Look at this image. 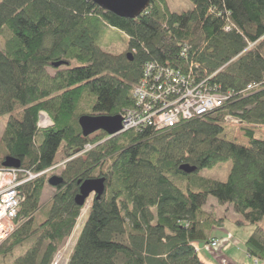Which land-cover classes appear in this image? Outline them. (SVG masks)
<instances>
[{
  "label": "trees",
  "instance_id": "1",
  "mask_svg": "<svg viewBox=\"0 0 264 264\" xmlns=\"http://www.w3.org/2000/svg\"><path fill=\"white\" fill-rule=\"evenodd\" d=\"M187 1L190 10L174 13L166 0H150L130 20L90 0H0V33H11L0 51V118L8 117L0 145L35 176L18 174L16 226L0 241L5 264H52L83 209L78 182L99 178L104 193L92 197L67 264H203L193 244H210L225 221L204 210L208 198L231 208L235 226L253 228L244 249L264 263V137L256 134L264 128V0ZM118 33L135 41L131 60L102 48ZM148 64L229 99L171 128L84 137L80 117L138 108ZM249 84L260 88L244 93ZM227 118L239 122L246 145L226 138ZM60 146L63 183L43 206ZM227 162L226 181L199 176Z\"/></svg>",
  "mask_w": 264,
  "mask_h": 264
},
{
  "label": "built area",
  "instance_id": "2",
  "mask_svg": "<svg viewBox=\"0 0 264 264\" xmlns=\"http://www.w3.org/2000/svg\"><path fill=\"white\" fill-rule=\"evenodd\" d=\"M146 67L144 81L135 92L138 108L121 116L122 132L145 126L155 130L171 128L182 120L200 117L229 99V96L211 91L204 83L192 85L185 77L169 69H158L159 66L155 64ZM184 86L189 88L182 90ZM259 88L258 84H249L244 93L257 91ZM226 121L231 125L235 121L239 124L237 120L230 118ZM19 172L25 176L21 179L23 182L35 177L21 170H0V227L2 222L11 227L0 228V239L13 230L11 223L17 216L21 199L16 188L22 183L18 180ZM217 244V240L211 241L209 247L214 249ZM56 259L52 264H57Z\"/></svg>",
  "mask_w": 264,
  "mask_h": 264
},
{
  "label": "rangeland",
  "instance_id": "3",
  "mask_svg": "<svg viewBox=\"0 0 264 264\" xmlns=\"http://www.w3.org/2000/svg\"><path fill=\"white\" fill-rule=\"evenodd\" d=\"M167 5L170 9L171 12L174 13H181L183 11H188L192 8L191 4L187 1V0H166ZM156 25L152 26L151 29H147L144 30L143 29V33H149L152 29H155ZM142 33V32H141ZM11 36V33L7 32V33H0V51L4 48V44H5V39L8 36ZM147 35V34H146ZM135 41H133L132 39H128L123 35H107L105 37V39H103V45L102 48L104 51L109 52L110 54L113 55H123L126 56L127 54H131L132 52L130 50H132V47ZM8 120L7 116H3L0 118V139H1V134L3 132V128L5 126L6 121ZM237 122L235 121L234 124H226L225 129H226V138H229L231 140H233L234 142L238 143V144H242V145H246L247 144V140L244 138L243 133L240 130V126L238 124H236ZM50 125L49 119L45 114H42L40 117V122H39V126L41 128L47 127ZM120 133H123L122 130L120 131ZM119 133V134H120ZM257 136H261L264 137V128L258 130L256 132ZM62 152H63V146H60V148L57 151V154L55 156V166L53 168H51L48 171V178L51 176H59L61 170L63 169L65 163L67 162L66 160H64L62 158ZM4 158V151L0 145V165L1 162L3 161ZM231 162H227L225 164H220L218 166H216L215 168L211 169V170H203L199 173V176L206 178V179H212L218 182H224L226 181L228 174L231 170ZM55 193V190L53 187H49L48 185H46V187L44 188L43 191V195L41 198V205L45 206L47 205V203L49 202L50 198L53 196V194ZM92 201V197L90 199H88V201L86 202L85 206L83 207V209L81 210L80 213V217L78 219V222L75 226V229L72 233V235L70 236V238L65 242L64 246L59 250V252L56 254L55 258L57 261V264H67L68 262V258L70 256L71 251L73 250V247L77 241V238L79 236L81 227L84 223V221L86 220V213L89 209L90 203ZM204 210L211 213L214 217L218 218V219H224V224L223 227L226 229H230L232 231H234V233L236 235H234V239L240 243V248L243 249L242 243L240 238H242V236H240V233H243L244 230L246 231V229H250L251 233H252V227L248 226L245 227H237L234 225V219H236L237 216H235V214L230 210L231 208L229 206H220L219 204H217V202L212 199V198H208L206 201V204L204 205ZM238 219V217H237ZM13 230L15 229V224L11 223ZM2 229L7 228V229H11L10 225L6 222H2L1 223V227ZM240 237V238H239ZM3 239H5V237L1 238L0 241ZM27 245L25 244L24 246H22V248H17L15 250L14 253V258L21 255L22 252L26 249ZM58 254H60V256H58ZM54 258V259H55ZM8 259L5 260H1L0 259V264H5V262H7Z\"/></svg>",
  "mask_w": 264,
  "mask_h": 264
},
{
  "label": "water",
  "instance_id": "4",
  "mask_svg": "<svg viewBox=\"0 0 264 264\" xmlns=\"http://www.w3.org/2000/svg\"><path fill=\"white\" fill-rule=\"evenodd\" d=\"M93 4L97 5L105 12L112 13L113 15L123 18L134 20L143 14L150 5V0H90ZM126 57L131 60V54H127ZM63 63L54 64L53 67L58 68ZM82 135L84 137L90 136L96 132H104L108 136H115L122 130V118L121 116H82L78 120ZM3 169H20V163L18 160L11 157H5L1 162ZM180 171L185 174H191L194 172L193 168L189 166H181ZM63 183V179L60 176H51L47 180V184L50 187L56 188ZM104 178L90 179L83 182H78L79 193L75 197V204L78 207H84L85 202L91 198L97 199L102 196L105 190Z\"/></svg>",
  "mask_w": 264,
  "mask_h": 264
},
{
  "label": "crops",
  "instance_id": "5",
  "mask_svg": "<svg viewBox=\"0 0 264 264\" xmlns=\"http://www.w3.org/2000/svg\"><path fill=\"white\" fill-rule=\"evenodd\" d=\"M250 234V229L240 233L242 238H239L243 246L241 249L240 243L234 239V235H236L234 231L222 226L213 229L210 234V241H218L216 248H210L206 243H196L193 246L203 264H264L250 258L245 252L244 243Z\"/></svg>",
  "mask_w": 264,
  "mask_h": 264
},
{
  "label": "bare ground",
  "instance_id": "6",
  "mask_svg": "<svg viewBox=\"0 0 264 264\" xmlns=\"http://www.w3.org/2000/svg\"><path fill=\"white\" fill-rule=\"evenodd\" d=\"M150 65H152V64H148L147 66H150Z\"/></svg>",
  "mask_w": 264,
  "mask_h": 264
}]
</instances>
